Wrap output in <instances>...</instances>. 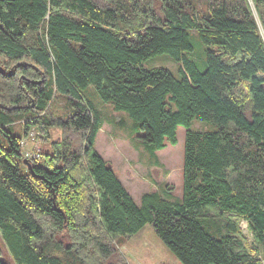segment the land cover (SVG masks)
<instances>
[{
	"label": "trees",
	"instance_id": "1",
	"mask_svg": "<svg viewBox=\"0 0 264 264\" xmlns=\"http://www.w3.org/2000/svg\"><path fill=\"white\" fill-rule=\"evenodd\" d=\"M159 54L179 76L143 66ZM88 89L128 114L152 155L187 128L180 201L133 200L95 150L103 118ZM60 97L66 112L53 115ZM193 120L214 130L192 131ZM55 129L41 163H24L27 134L50 141ZM145 225L180 264H264V0H0V234L11 260L126 264L116 244ZM0 264H10L1 245Z\"/></svg>",
	"mask_w": 264,
	"mask_h": 264
},
{
	"label": "rangeland",
	"instance_id": "2",
	"mask_svg": "<svg viewBox=\"0 0 264 264\" xmlns=\"http://www.w3.org/2000/svg\"><path fill=\"white\" fill-rule=\"evenodd\" d=\"M195 50L191 58L196 62L200 70H204L205 47L193 38ZM147 69L166 68L179 76L177 63L167 54L153 56L143 62ZM101 112L103 124L97 134L95 150L108 162L122 185L131 195L133 200L140 204L144 193L157 191L171 202H177L183 195V152L185 133L187 128H177V142L157 151L154 155L146 150L141 133H134L133 121L126 112L116 111L111 103H105L92 94V89L85 93ZM53 115H62L66 112L65 99L56 98L52 105ZM24 120L13 124L10 131L14 135H22ZM123 122V126H119ZM195 132H210L214 127L204 121L193 120L189 127ZM62 132L59 129L52 130L50 141H45L41 134L31 131L21 142V150L24 162L37 161L41 163L44 155L51 152L52 143L61 140ZM239 228L247 244L257 251V243L248 223L245 220L239 222ZM0 245L3 257L10 264H14L2 242ZM116 248L122 260L126 264H180L174 254L158 238L153 228L145 225L136 235L116 244ZM264 263V251H258Z\"/></svg>",
	"mask_w": 264,
	"mask_h": 264
},
{
	"label": "water",
	"instance_id": "3",
	"mask_svg": "<svg viewBox=\"0 0 264 264\" xmlns=\"http://www.w3.org/2000/svg\"><path fill=\"white\" fill-rule=\"evenodd\" d=\"M25 163V162H24Z\"/></svg>",
	"mask_w": 264,
	"mask_h": 264
}]
</instances>
